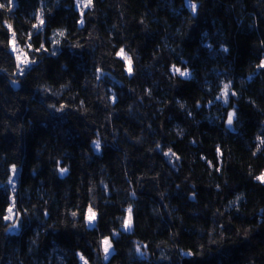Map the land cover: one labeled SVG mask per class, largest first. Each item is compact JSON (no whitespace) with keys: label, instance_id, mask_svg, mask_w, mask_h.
Listing matches in <instances>:
<instances>
[{"label":"trees","instance_id":"16d2710c","mask_svg":"<svg viewBox=\"0 0 264 264\" xmlns=\"http://www.w3.org/2000/svg\"><path fill=\"white\" fill-rule=\"evenodd\" d=\"M192 2L195 15L188 0H93L82 27L76 0L0 9V264H80L78 253L88 264H264V0ZM37 12L46 28L29 40ZM8 24L36 61L23 75ZM41 40L48 52L35 51ZM229 82L225 105L216 97ZM114 231L105 260L100 241Z\"/></svg>","mask_w":264,"mask_h":264},{"label":"snow or ice","instance_id":"6c2138e0","mask_svg":"<svg viewBox=\"0 0 264 264\" xmlns=\"http://www.w3.org/2000/svg\"><path fill=\"white\" fill-rule=\"evenodd\" d=\"M92 4H93V0H76V8L80 9L81 19L78 21V23L81 25V27L83 26V24L85 22L83 9L92 6ZM81 5H83V7H81ZM13 7H14V0H6L5 3H0V9L6 8L7 10L11 11ZM188 7L190 8L193 15H195L197 12V4L193 3L192 0H188ZM34 16H35L37 23H34L32 25V28L35 29L36 32L29 33V36H28L29 40L32 39L33 35H39V34L43 33L45 28H46V21L43 18V13L37 12L34 14ZM7 28L9 30V32L12 33V35H13V40H11L9 42L12 45V52L16 53L17 48L15 47V38H14L15 33L13 32V27L11 24H8ZM57 35L64 36V32L59 31L57 33ZM47 42L48 41H46V40H41L39 48L35 49V51L40 52L41 50H43L45 52H48L49 49L46 47ZM59 43L60 42L58 40L53 39L51 41V44L53 46L52 51L50 53L51 55H53V56L57 55L56 46L59 45ZM28 48H29V50L32 49L31 44L28 45ZM222 50L224 52L228 51L227 48H223ZM116 55L121 57L124 60L125 65H126V71H127L128 75L131 77L133 75V67H132L131 57L127 56L124 48H120L119 51L116 53ZM16 60H17V68H18L19 74H21V75L25 74V72L28 70V68H27L28 65L34 64L36 62L34 59L29 60L28 55L26 53H24L23 51H21L20 54L16 55ZM21 65H24L25 67H21ZM258 68L264 69V60L260 61ZM97 72L103 74L102 70L100 68H97ZM173 72L178 73L181 77H185V78H191V75H192L187 69L181 70L180 68H177L175 66H173ZM97 79H100V76H98ZM12 84L15 86L17 84V81L13 80ZM45 90H47V89H45ZM236 95H237L236 92L231 91V82H229V83H225L223 85V89L221 90L220 95L216 97V99L217 100L222 99L223 103L225 105H228L230 103V96H236ZM115 100H116V97L113 96V102H115ZM211 103H212V101H209V104H211ZM49 107H53V106L49 105ZM64 107H65L64 105H60V107L57 108L56 111H62ZM181 107H183V105H181ZM197 107H200V105L198 104ZM234 119H236V111H229L227 114V125L231 127L233 125ZM257 139H259L260 145H264V139L261 138V135H258ZM92 144H93L95 151L97 153H99L101 150V142H100L99 138H97L96 140H93ZM157 147L160 148L159 143L157 144ZM217 151L220 152V149L217 148ZM257 151L258 152L264 151V149H262L258 145ZM255 154L256 153H253V155H255ZM164 155L166 157H168L170 155L175 156V153L171 152V149H169V151L165 152ZM176 159L179 160L180 158L176 157ZM217 170H219V169H217ZM67 171H68L67 168H64V167L59 168V172H60L61 177H63L67 173ZM12 173H13V176L9 178L8 184L12 186V191L14 193L16 190L14 177L17 174V170H16L15 165H13V167H12ZM256 179L260 183L264 184V173H261V175L257 176ZM105 190L107 191V186H105ZM134 195H135V193H133V196ZM237 199H239V197H237ZM126 211H127V215L122 218V229L124 232H131L132 226H133V208H132V206L130 205ZM7 212H8V215H4L3 219L5 221H13V223L10 224V228L17 229V224L15 223V221L20 218V212L17 208L15 199L12 200V203L7 208ZM45 215H47V213H45ZM72 216L73 217L77 216V212H72ZM96 220H97V213L94 210V205L90 204L88 209H87V213L85 215V221L89 227H95V221ZM119 234L120 233L114 231L110 237H104L102 239V241H100L102 248H103L105 260H107L109 258V256L111 255L110 250L113 247L112 239L115 238L116 236H118ZM136 252L138 254L143 255V253H141V249L139 246H137ZM77 255L79 256V259L82 262V264H88V260L86 259V257L83 254L78 253ZM187 255H192V253H187Z\"/></svg>","mask_w":264,"mask_h":264},{"label":"rangeland","instance_id":"374dc122","mask_svg":"<svg viewBox=\"0 0 264 264\" xmlns=\"http://www.w3.org/2000/svg\"><path fill=\"white\" fill-rule=\"evenodd\" d=\"M17 48V47H16ZM11 51H12V45H11ZM20 50L19 49H17V52L16 53H13L14 54V56H15V58H16V55H18V54H20ZM119 57V56H118ZM23 58V57H22ZM123 62H124V60L121 58V57H119ZM17 61V60H16ZM124 64H125V62H124ZM21 66H24V65H21ZM125 68H126V65H125ZM127 72V71H126ZM16 170H17V168H16ZM10 171H11V174H10V177H12L13 176V173H12V167H11V169H10ZM14 181H15V185H16V182H17V174H16V176L14 177ZM10 187H11V189H12V186L10 185ZM13 192V191H12ZM12 197H11V203H12V200H13V195H11ZM10 203V204H11ZM127 210V209H126ZM87 213V212H86ZM6 215H8V212H7V214ZM126 215H127V211H126ZM125 215V216H126ZM7 222H13V221H7ZM13 230L14 229H10V232H13ZM122 231H123V229H122ZM102 250H103V248H102ZM111 251V253H112V249L110 250ZM104 253V252H103ZM80 264H82V262L80 261Z\"/></svg>","mask_w":264,"mask_h":264},{"label":"water","instance_id":"95a60500","mask_svg":"<svg viewBox=\"0 0 264 264\" xmlns=\"http://www.w3.org/2000/svg\"><path fill=\"white\" fill-rule=\"evenodd\" d=\"M226 125H227V123H226ZM228 127H230V126H228ZM16 224H17V229H19V221L18 220L16 221Z\"/></svg>","mask_w":264,"mask_h":264}]
</instances>
